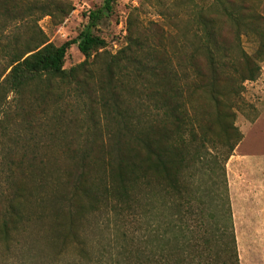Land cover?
Instances as JSON below:
<instances>
[{
    "label": "trees",
    "instance_id": "16d2710c",
    "mask_svg": "<svg viewBox=\"0 0 264 264\" xmlns=\"http://www.w3.org/2000/svg\"><path fill=\"white\" fill-rule=\"evenodd\" d=\"M114 1L90 11L76 39L55 46L38 23L67 17L70 0H0V39L33 22L0 50V97L18 98L23 125L32 105L45 113L63 86L81 88L89 102L83 138L75 132L63 143V166L37 145L26 150V139L23 151L4 157L0 239L24 221H46L50 241L80 244L86 264H240L226 164L243 140L236 118L245 84L261 76L264 16L247 0H188L185 22L162 13L155 32L130 30L112 55L91 29ZM242 36L256 40L252 55ZM73 45L85 61L65 68ZM100 217L113 219L118 244L93 258L85 233Z\"/></svg>",
    "mask_w": 264,
    "mask_h": 264
},
{
    "label": "rangeland",
    "instance_id": "374dc122",
    "mask_svg": "<svg viewBox=\"0 0 264 264\" xmlns=\"http://www.w3.org/2000/svg\"><path fill=\"white\" fill-rule=\"evenodd\" d=\"M70 1L73 10L67 17L64 19L44 17L38 23L50 43L55 46L76 39L88 28L87 15L90 11L100 9L105 2V0ZM186 1L188 0H115L113 12L104 17L91 32L105 39L106 51L116 55L126 47L130 30L131 34L139 36L155 32L153 23L162 21V13L177 16L179 23L185 22ZM247 1L257 6L259 13L264 16V0ZM32 24L31 20H27L21 27L12 25L6 37L0 39V50L10 44L9 41L14 35L25 34L26 27ZM239 41L248 54L252 55L255 52L257 42L252 36H242ZM6 61L7 58L0 52V70ZM84 61L85 56L76 45H73L67 53L65 68L77 66ZM260 65L261 76L257 81L245 84V104L243 109L237 112L236 126L243 134V140L226 164L240 264H264L263 259L254 263V247L256 246L257 251L260 250V245L258 246L256 242L258 237L254 238V164L258 161L264 163V134L254 131V121L260 116L264 117V62ZM59 93L62 94V98L48 102L45 113L39 111L36 104L32 105L33 109L25 107L26 110H32L29 112V119L26 120L28 128L22 123L25 119L15 115L21 110L18 109L20 104L18 98L16 96L13 98L12 94H9L7 99L0 97V197L2 192L5 193L7 186L5 174L2 172V161L10 150L17 153L25 149V146H20L22 139L30 143L26 150L27 147L29 151L37 145L34 147L37 152L57 156L59 164L63 166V143L72 140L75 132L79 133V138L80 136L83 138L89 120L87 96L81 88L73 91L64 86ZM96 113L99 119L101 116L99 109ZM54 115L61 116L59 124L53 120ZM259 126L264 127V123ZM259 178L264 179V172L259 174ZM44 222L24 221L20 225V231L12 233L8 241L3 242L0 239V264H86V257L80 253V244L73 243L62 248L53 240L50 241L48 238L50 227L46 221ZM92 223L94 225H88L85 233L87 235L85 246L94 258L104 253L105 249L116 247L118 244L116 239L119 237L112 218L100 217L97 219L98 225L94 220ZM131 227L128 229L131 230ZM59 251L61 254L57 255Z\"/></svg>",
    "mask_w": 264,
    "mask_h": 264
},
{
    "label": "crops",
    "instance_id": "0c3cea01",
    "mask_svg": "<svg viewBox=\"0 0 264 264\" xmlns=\"http://www.w3.org/2000/svg\"><path fill=\"white\" fill-rule=\"evenodd\" d=\"M264 123V117L260 116L254 121V131L264 134V127L259 124ZM264 172V163L258 161L254 164V238L262 246L260 250L254 247V263L264 260V179L259 178V174ZM255 242V239H254Z\"/></svg>",
    "mask_w": 264,
    "mask_h": 264
}]
</instances>
